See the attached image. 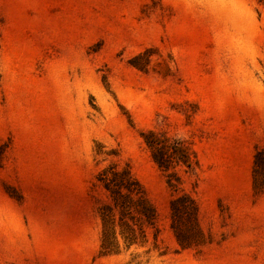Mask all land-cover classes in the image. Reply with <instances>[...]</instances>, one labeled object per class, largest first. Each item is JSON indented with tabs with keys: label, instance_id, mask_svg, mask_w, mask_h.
<instances>
[{
	"label": "rangeland",
	"instance_id": "1",
	"mask_svg": "<svg viewBox=\"0 0 264 264\" xmlns=\"http://www.w3.org/2000/svg\"><path fill=\"white\" fill-rule=\"evenodd\" d=\"M260 152L264 0H0V264H264Z\"/></svg>",
	"mask_w": 264,
	"mask_h": 264
},
{
	"label": "trees",
	"instance_id": "2",
	"mask_svg": "<svg viewBox=\"0 0 264 264\" xmlns=\"http://www.w3.org/2000/svg\"><path fill=\"white\" fill-rule=\"evenodd\" d=\"M147 144L154 148V158L159 165H165V160L163 159L164 149H158L155 145L147 141ZM258 162L264 165L263 154L260 152L257 155ZM180 161L183 164L188 165L187 156H182ZM126 173H120L115 170L108 172L104 171L101 175V179L104 183L105 188L109 191L111 196V203H106L102 210V233H103V246L105 248L112 249L114 247V240L116 234V225L121 227L123 233L124 229L129 228L133 233L135 232L132 224L129 223L128 219L134 221L136 219L134 213H138L140 218L147 223L153 220L152 210L144 203L140 198L135 199L133 194H135V187L132 182L126 177ZM179 200L172 203L174 211H177ZM188 214L192 210L187 208ZM134 239V238H132Z\"/></svg>",
	"mask_w": 264,
	"mask_h": 264
}]
</instances>
